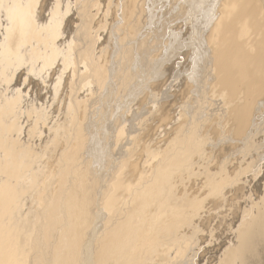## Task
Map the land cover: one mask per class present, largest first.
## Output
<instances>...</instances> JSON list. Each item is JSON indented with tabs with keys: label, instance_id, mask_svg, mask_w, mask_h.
I'll use <instances>...</instances> for the list:
<instances>
[{
	"label": "rangeland",
	"instance_id": "rangeland-1",
	"mask_svg": "<svg viewBox=\"0 0 264 264\" xmlns=\"http://www.w3.org/2000/svg\"><path fill=\"white\" fill-rule=\"evenodd\" d=\"M10 1L11 3L8 5L9 9L14 6V4H12L13 0ZM17 1H19L18 3L21 6L26 4L25 0ZM194 1H192V3ZM206 1V4L211 2V0ZM259 1L260 3L262 2V13L264 14V0ZM56 2L63 10L61 15L62 33L59 37L54 38L50 32V26L52 25L51 20L53 19ZM189 2H191V0H38L35 4L36 6L29 11V14L31 13L29 25L23 32V43L18 53L15 55H7L4 54L6 50L5 38L8 34L7 32L11 30V16L5 15L3 0H0V101L3 99L0 104V140L5 141L9 133L7 129H10V126L11 129H15L14 132L16 133H13V135L16 137L20 136V139L23 141H21L22 144L27 143V140L28 143L26 146L31 147L34 152L37 151L38 153L36 154L39 155V157L36 156V159L33 158L32 160L33 166H35V168L40 167L43 171H40L41 169H35L37 175L42 179L44 178L42 180L37 176L39 185L41 186L42 183H48V181L50 183L55 180V182L49 186V189L51 187L52 190H54V188H56V186L54 187V183L56 185L57 176L61 175L63 172H61L63 166L60 168L63 162V155L61 152H63V150L66 152L68 150L67 147L74 143L72 139H77L75 143H79V134L81 132V130L78 129L79 124L81 125L82 121L85 119L84 116H86L87 126H84L87 127V135L90 140L88 141L89 148H87L88 150L86 149V152H82V157L76 165L77 175L75 178H78L80 175H83L87 179L91 178L90 189L93 188L96 194L91 189V192L94 194L92 193L93 197L91 195L89 198L92 203L91 208H94L92 210L90 208V222L93 223L94 226L92 225V227H94L95 230L97 229V232L100 231V233H102L101 236L98 239L95 238L94 241L102 239L110 240L112 248L118 258L115 264H151V260L154 257L153 254L155 251L151 247L150 239H148L149 234L146 236V240L141 242V247L135 251L130 252L127 250L125 252L122 249V244L127 241L131 229L137 225V222L141 218L149 216V211L151 209L154 207L158 209L168 207L166 198L168 181L172 172L171 167L163 164L156 169L152 178L145 183V186L133 198L128 197V194L130 193L129 196H134L132 191L135 189V186L131 187V190H133L129 192L119 191L120 193L117 194V198L121 200L117 203L119 205L116 209L120 210L114 216L100 218V215H105L101 207L103 208V204L114 193L112 184L114 185L116 183L117 177L123 171L128 170L129 163L127 162L131 160V154L134 152L138 153L141 151L140 148H142V155L145 153L144 150L146 149L144 148L146 147V140L144 141L145 143L141 141L130 145V142L134 138L146 132L150 127H155L152 132L153 134L148 138L151 141L147 143V146L150 147L149 149H151V151L152 148L153 150L155 149V145L156 148L163 146L158 149V152H160L163 150L164 145L171 144L174 137L178 136L175 131H172L168 137L167 135L165 137V133L170 130V126L158 127L154 119L160 114V107L170 103V99L173 100V97L170 98V96H166V87L169 79L166 77V73L164 76L162 75L160 69H162V67H177L183 64L182 57L180 54L178 55V53L169 57V59L166 58L171 52L173 53L170 49H172L176 43L174 42V36H178L177 34L181 33V28L182 32L190 28H192V32L198 31L196 21L191 25L189 24V21L191 22L194 16H185L186 13L183 15V12H181V6L184 5L183 7L187 8ZM112 5L114 7H112ZM1 6L3 8H1ZM136 6L138 9H136ZM107 7L109 9H107ZM133 9L136 10L133 11ZM127 10H130V12ZM217 17L218 13L215 18ZM223 17L225 18V15H223ZM7 18H10L9 21ZM183 18L186 20H183ZM187 21L188 23H186ZM181 22L184 23V26ZM192 26L195 27L193 28ZM194 34L195 38H197V33ZM205 36L207 37L208 35ZM208 40H210L209 48L213 56L212 66L217 58H221L232 66L236 62H240L245 73L254 74L258 78L252 66L253 62L258 59L264 71V20L262 21L261 28L257 32L253 31L249 26L243 24L242 26L239 25V22L231 25L224 24L219 31L210 37V39H206V41ZM194 42L196 43V41ZM57 49L62 51L59 56L56 55L58 52H56ZM192 49L193 47L181 48L183 54H191ZM184 57L186 59V64L189 65L192 62V58L196 60L200 59L197 55ZM97 60L100 61L99 63H101V61L104 62L103 70L107 73L104 78L107 84H105L100 93L95 94V91H97L96 88L94 89L93 87L90 91V87H88L87 84L91 81V64ZM189 65L188 67H190ZM210 70L213 69L210 68ZM174 72H176V70H174ZM158 74L160 76H158ZM188 74L189 73L182 72L179 74V77H182L186 83L192 85ZM8 75L9 77H7ZM216 77L218 85L223 91L228 90L229 87H233L238 89V93H240L243 89L253 86L251 79L242 81L238 79V75H231L221 80H218V75H216ZM161 80L166 81L160 84L159 82ZM188 90L190 91H188V95L185 97L186 99L192 94V90ZM192 95L195 96L194 94ZM83 101H89L86 115L82 114L84 113L83 110L85 106L81 107L77 104L82 102L81 105H85ZM262 102L264 103V101ZM213 105H215L216 113H218L221 99L210 92L208 88L206 94L200 95L198 102L191 112L195 115L197 120L198 116L195 113L201 114V120L206 119V114H210L209 129H200L203 127L198 124L196 128L188 130L185 136L180 138L176 146L173 147L174 153L172 159H177V164L182 165V167L186 165L188 160L191 159V154L194 153L193 157L195 159V164L193 168H190V171L193 172L204 173V168L208 164L205 150L209 149L211 147L210 143H215L217 138L226 130L224 127L211 126L212 113L210 108ZM183 106L184 104L181 105V108H183ZM188 106L189 105H186L185 107L187 108ZM261 110L263 113L261 116H258L262 119L260 129L262 127L263 130L253 139L251 138L249 140L250 143L247 144L248 149L246 151L247 155L241 157L242 166L238 169L241 172V174L238 175L239 178L245 179L249 177V179H251V175L248 174L247 171L249 169L253 170L256 166L264 165L263 160L256 163L259 153L263 151V146L260 147V145L262 144L264 135V105ZM78 111L80 112L78 113ZM204 112L206 114H203ZM169 114H172V112H169ZM4 121L7 122V125ZM49 133L51 137L48 136L50 135ZM196 133H198L200 137L198 142L195 141L193 137V134ZM21 134L23 135L21 136ZM67 139H69V142H66ZM163 140H167L164 145L162 142ZM158 141L160 144L157 143ZM237 142H231L234 146L233 152L235 153L242 149L239 140ZM65 143H67L66 148ZM233 152L230 151V153ZM239 155L241 154H234L232 157L239 158ZM57 158L60 160L59 162L57 161L60 164H57ZM65 160L66 159H64V164L67 163V160ZM156 161H158V159ZM141 167H143L142 160L137 163L136 169H134L131 174H126L124 178L122 177L121 183H124L125 187L127 185H133L135 183L134 180H137L139 176ZM217 170H214V172ZM56 171L58 175L55 174ZM59 171L61 173H58ZM245 172L247 173L245 174ZM212 173H210V177ZM234 174L235 173L230 175V177H234ZM50 176L54 178L52 179ZM41 181L44 182L40 184ZM73 181V188L70 189L61 203V214L65 216L66 220L69 212L66 208L69 207L74 197L73 195L80 192L78 180L74 179ZM203 181L204 179L201 178L199 183L192 180V182L196 184L195 186L192 185V188L201 191L205 185L207 186ZM205 181L207 180L205 179ZM184 184L185 181L183 185ZM253 185L256 187H254V189L251 187L252 190L250 192H247V190L241 194L239 193L238 197L234 198L229 204L226 201L224 204L217 205L214 211L211 210L207 212L208 214H206L204 210L203 212H205V214L201 211V204L192 202L188 210L180 214V224L178 226L170 223L168 219L162 221L160 223V228L163 227V230L172 229L169 233L174 235V239L170 238V243H166L171 245L168 244L170 248L172 245H179L180 250L184 249L185 251V248L188 247L186 253L184 250L181 251V260L183 259L182 261L188 264H193L194 261H198L199 259H202V261L199 260L200 264H219L223 259L226 248L233 247L232 245L235 243L237 227L240 226L243 220L248 219V216H246L247 213L250 210L253 212L255 207H262L264 205V168H262V174L254 178V182H252V186ZM35 188L34 191H30V194L28 193V195H30V200L26 196L25 208H23V210H25L24 213L27 214V219H31L32 221L36 214H41L42 212V208L39 209L40 205L38 201L35 200L37 199V191L40 188L37 189V185ZM49 189L48 186H45V189L43 188L40 191V195H42L43 192L46 193V191L50 194L52 190L50 189V191ZM259 191L261 193H257ZM47 193L46 195H48ZM249 195H251V199ZM260 197L262 199H260ZM31 200H34V202ZM257 201H259L258 206L256 203ZM46 205V203H43L45 208L47 207ZM221 205L225 209L222 210ZM95 212H99V214ZM228 213L231 214L229 215V223L227 222L228 218H226ZM212 215L215 217L213 218ZM30 216H32L33 219ZM38 223L39 221H37V224ZM92 229L90 231L88 230L87 234L91 233ZM120 229L124 230L122 239H118ZM38 230L41 231L40 228ZM39 236L42 240L43 235ZM111 237L116 239L112 240ZM43 239L45 240V238ZM45 241L47 242L46 247L48 250L50 249L53 251L52 248H54L55 239L53 240L54 243L50 240ZM216 244L217 248H214ZM36 246V243L32 242L31 248H33L34 254L36 250L39 249ZM100 246L101 244L96 246L92 264L96 262L95 259H102L105 261L104 255L100 252ZM213 248L215 250H213ZM93 249H95V245H93ZM204 249H207V251ZM222 249H224V251ZM258 249H263V247L258 246ZM208 250L212 253H208ZM218 251L221 252L218 253ZM192 252H194L195 255L191 254ZM200 253L203 254L201 255ZM192 255L193 257L191 258ZM263 255L262 253L258 254L250 258L247 262L249 264H264ZM194 256L197 257H195L196 260ZM173 258L174 257L170 258L168 253L167 259L164 262L166 264H177ZM155 259V262L158 261L156 257ZM185 260H188V262ZM79 261L80 257L78 255V262ZM110 262H108V264H110ZM165 263L159 262V264Z\"/></svg>",
	"mask_w": 264,
	"mask_h": 264
},
{
	"label": "bare ground",
	"instance_id": "bare-ground-1",
	"mask_svg": "<svg viewBox=\"0 0 264 264\" xmlns=\"http://www.w3.org/2000/svg\"><path fill=\"white\" fill-rule=\"evenodd\" d=\"M25 1H26V4L25 5L23 4V6H21L18 3L19 1L13 0L12 4H14V6L13 8L9 9L8 5H10L11 1L3 0L4 8L2 6L1 8L4 9L5 15L11 16L10 17L11 18V26H10L11 30L7 32L8 34L6 35V38H5L6 50L4 51V54H7V55L17 54L20 49L21 44L23 43V32L26 30V28L29 25V19H30V14H31V13L29 14V11L32 10L34 6H36L35 4L38 0H25ZM192 1L194 0H191V2L188 3L189 4L188 6L185 4L187 8L183 7L184 5L181 6V12H183L182 13L183 15L184 13H186L185 16L187 15L192 16V17L194 16L192 20L190 19L191 22L189 21V24L191 25L194 21H196L197 23L196 27L198 28V31L192 32V28H190L189 30L186 29L185 31H183L184 32L183 33L182 28H181L180 32L182 34L179 33L177 34L178 36H174V42L176 43L173 46V48L170 49L171 51H173V53L167 52V53H170V55L167 57L165 56L166 54L164 55L166 58L169 59V57H172L178 53V55L180 54L182 57L181 59L183 60L182 61L183 64L178 65L177 67H172V68L162 67V69H160V72L162 71V75L164 76V74L166 73V77L169 79L167 87H166L167 89L166 96H170V98L173 97V100L170 99L171 100L170 103L162 105L160 107V114L158 115L157 118L155 117L154 119L155 123L158 124V127L160 126L164 127L168 125L170 126L169 128L170 130L165 133V137L166 135L168 137L172 131H175L178 134V136H175L174 139L171 141V144H168V145H164L167 140H163L162 142H163L164 148L160 152H158V149L162 148L163 147L162 145H161L162 147L160 148L158 147L156 148V145H155V149L153 150L152 148V151L151 149H149L150 147L147 146V143L151 141L148 138L149 136L151 137V135L153 134L152 132L154 131L153 129L155 127L154 128L150 127V129H147V131L145 130L146 132L134 138L132 140L133 142L132 141L130 142V145H132L135 142L139 143L141 141L145 143L144 141L146 140L147 143L145 145L146 147L144 148L146 149L144 150L145 153L144 155H142V148H140L141 151H139L138 153L134 152L133 154H131V160L127 162L129 163L128 170L123 171L117 177L116 183L114 185L112 184V189L114 193L103 204V208L101 207L105 215L104 214L100 215V218H104L105 216L106 217L114 216L120 210V209L118 210L116 209V207L119 205L117 203L121 200L117 198L118 197L117 194L120 193L119 191L129 192L133 190V189L131 190V187L135 186V189L132 191V193H134L133 194L134 196H129L130 193L128 194V197L133 198L145 186V183L152 178L156 169H158L163 164L165 166L171 167L172 172H171V175L168 181V186H167L168 192H167V198H166L168 207L164 209H158L157 207H154L153 209H151L149 211V216L143 217L137 222V225L131 229L130 235L127 241H125L122 244V249L125 252L127 250L130 252L135 251L136 249H139L141 247V242L146 240V236L149 234L148 239H150L151 247L155 251L153 254L154 257L151 260V264H159V262L165 263L164 261L167 259L168 253L170 255V258L174 257L173 260L175 259L174 261H176L177 264H188L182 261L183 259L181 260V255H182L181 251H183L184 249L181 248L182 250H180L179 245H175V246L172 245V247L170 248L171 245L169 244L170 243L169 240L170 238L174 239V235L169 233L172 229L163 230V227L160 228V223L162 221H165L166 219H168L170 223L178 226L180 224V219H179L180 214L187 211L189 205L192 202L193 203L198 202L199 204H201L202 205L201 211L202 212L203 210L206 211V214H208L207 212H210L211 210L214 211V208L217 205H220L222 203L224 204V202L226 203V201L229 204L231 201H233L234 198L238 197L239 193L241 194L242 192L247 191V190H248L247 192H250L252 188L254 189V187H256L254 185L252 186V182H254L255 177L262 174V168H264V165H261V166L259 165L256 167L254 166L255 168L253 170L249 169L247 172L248 174L251 175V179H249L248 176H247L248 178H245V179L239 178L238 176L239 174H241V172L238 170L240 169V166H242L241 157L244 155H247L246 151L248 149L247 144L250 143L249 140L251 138L253 139L256 135L259 134L260 131L263 130L262 127L260 129V126L262 125L261 124L262 119L258 116V115L260 116L262 115L263 111L261 110V108L264 105V103L262 102L264 101V71H263L262 64L258 59H256L252 65L255 69V73L258 75V78L254 74L245 73L243 71V68L240 62H236L232 66L230 63L222 60L221 58H217L214 65L212 66L213 56L209 48L210 40L206 41V39H210V37L214 33L219 31L222 28V25L224 24L231 25L236 22H239V25L241 26L243 24L245 26H249L255 32L259 31V29L262 26V21L264 20V14L262 13L263 7L261 6L262 2L260 3L259 0H221V1L211 0L209 4H206L207 2L206 0H197V1H194L193 3ZM112 7L114 6L112 5ZM61 8L56 2L55 11L53 13V19L51 20L52 25L50 26L51 28L50 32L54 38L59 37L62 33L61 15H62L63 10ZM109 8L107 7V9ZM136 9H138V7ZM136 9H133V11ZM127 11L130 12V10H127ZM217 13H218V17L215 18V16H217ZM223 15H225V18L223 17ZM10 18H7L8 21ZM184 19L185 18H183V20ZM186 23H188V21ZM182 25L184 26V23H182ZM192 27L194 28L195 26H192ZM194 33H197V38H195ZM205 35H208V36L206 37ZM194 41H196V43ZM184 47H193L192 53L183 54L181 48H184ZM56 52H57L56 55L59 56L62 51L57 49ZM193 55L199 56L200 59L196 60L192 58L191 64L190 65L186 64V59L184 56L188 57V56H193ZM99 62L100 61L97 60L93 64H91L92 66L91 67V71H92L91 81L87 84V86L90 87V91L93 89V87L94 89L96 88L97 91H95L96 92L95 94L100 93L102 88H104L105 84H107L105 83L106 79L104 78L105 74H107L103 70L104 62L103 61H101V63ZM188 65L190 67H188ZM210 68H212L213 70H210ZM174 70H176V72H174ZM182 72L189 73L188 76L190 77L192 85L186 83V81H184L182 77H179V74ZM216 75H218V80H221L225 77H229L231 75H234V76L238 75V79L242 81L246 79H251L253 86L251 88L243 89V91L240 93H238L239 92L238 89L233 88V87H229L228 90L223 91V89L218 85ZM158 76L160 75L158 74ZM7 77H9V75ZM165 81L166 80H161L159 83L162 84ZM208 88L210 92H212L216 97L221 99V105L218 107V113H216L215 105H213L210 108L211 113H212L211 126L212 127L213 126L214 127L215 126L224 127L226 128V130L224 133L221 134L219 138H217L215 143H210L211 147L209 149L205 150L208 164L204 168V173L193 172V171H190V168H193L195 164V159L193 157L194 153L191 154V157H190L191 159L188 160L186 165L182 167V165L177 164L178 163L177 159H172V156L174 153L173 147L176 146V143L180 138H183L185 136L188 130L196 128L198 124L202 125L203 127L200 129H209L210 114H206L204 112L203 114H206L205 116L206 119L201 120L200 119L201 114L195 113L198 116V120H197L195 118V115H193L191 112L195 104L198 102L200 95L206 94ZM188 89H191L192 94H194L195 96L191 94V96L186 99L185 97L188 95L187 94L188 91H190ZM90 95H93V94H90ZM1 101H0V104H1ZM88 102L87 101L84 102L85 105L84 104L81 105L82 102L77 103L81 107L85 106L83 110L84 113H82L83 115L84 114L86 115ZM183 104L184 106L183 108H181V105ZM186 105H189V106L186 108L185 107ZM71 112H72V109H71ZM79 112L80 111H78V113ZM169 112L170 113L172 112V114H169ZM84 117H85L84 121H82L81 125L79 124V128H78L81 130L79 134V143L77 142L75 143L77 139L75 140L71 138L72 140H74V143L70 144L69 147H67V143H65L66 146L64 145L65 148L66 147L68 148V150L66 152H64L63 150L64 153L61 152L62 155L64 156V158L62 156L63 165L61 163V167H60L62 168L63 166V170H61V172L62 171L63 172L62 173L60 171L58 172V173H61V175L57 176L58 178L56 180L57 182L56 185L54 183V187L56 186V188L52 190V188L50 187L52 191L49 189V186L53 182H55V180L50 183L49 181L48 183H42L44 181H41L40 184L41 183L42 184L41 186L39 185V180L37 178L38 175H37L36 170H39L41 168L40 167L35 168V166H33L32 164L33 158H35L36 156L39 157V155L36 154L38 153L37 151L34 152L31 147L26 146V144L28 143L26 139L25 140L27 143L22 144L23 141L20 139V136L16 137L15 135H13V133H16V132H14L15 129H11V126H10V129H7L9 133L6 136L5 141L0 140V264H92L93 254L98 244H101L100 252H102V254L104 255L105 261L102 259H95L96 262H94L93 264H108V262L110 261L112 262V264H115L117 262L118 258L112 248L110 240L102 239V240L94 241V239L95 238L98 239L102 233H100V231L97 232V229L95 230V228L92 227L93 223L90 222V208H91L92 203L90 202L89 197L92 195L93 192H95L93 191V188H91L93 192H91V189H90L91 178L87 179L83 175H80L78 178H75L77 175L76 165L79 163L82 157V152L83 151L86 152L88 150L87 148H89L88 141L90 140L87 135V130H86L87 127H85L87 126L86 116ZM6 123L7 122H5V124ZM22 135L23 134H21V136ZM48 136L51 137V134ZM193 137L195 141L197 142L200 140L198 133L193 134ZM29 138H30V135H29ZM67 140L66 142H69V139ZM238 140H239V143H241L242 145V149H240L239 152L235 153L233 152L234 146L231 142L233 141L237 142ZM157 143L160 144L159 141ZM262 146H263V151L262 152L260 151L261 153H259L256 159V163L262 160L264 162V135H263L262 144L260 145V147ZM230 151H232L233 153H230ZM234 154L235 155L241 154V155H239V158L237 157L234 158L232 157ZM132 156H133V159H132ZM230 158H233V159H230ZM64 159L67 160L66 164H64ZM157 159L158 161H156ZM141 160H142L143 167H141L139 176L137 175L138 178L136 177L137 180H134L132 178L135 181V183L131 186L127 185L125 187V184L121 183L122 177L124 178L126 174H131L132 171L136 169L137 163H139ZM57 161L59 162L60 160L58 159L56 160V162ZM58 162L57 164H60ZM214 170H217V171L214 172ZM40 171H42V169ZM247 172H245V174ZM210 173H212L211 177H210ZM233 173H235L234 174L235 176L231 178L230 175H232ZM55 174H57V171ZM51 177L52 176H50V178ZM53 178L54 177H52V179ZM200 178L204 179L203 183L204 184L206 183L207 186L205 185V187H203L201 191L194 190L192 188L193 187L192 185L195 186L196 184H194L192 180H194L196 183H199ZM74 179L78 180L80 184V192L78 194L73 195L74 197L71 200L69 207L66 208L69 211L67 214V220H66L65 216L61 214L62 213L61 203L64 197L69 193L70 189L73 188ZM205 179L207 181H205ZM97 180H96V183H97ZM184 181H185V184L183 185ZM36 185H37V189L39 188L40 189L38 191L36 190L37 199L35 200L38 201V204L40 205L39 209L42 208L41 210L42 212L41 214H36L34 219L32 218V216H30L33 219L32 221L31 219H27V214L24 213L25 210H23V208H25L26 196L29 199L30 195H28V193L30 194L31 190L34 191V188L36 187ZM45 186L46 187L48 186V189L51 191V193L49 194V192L47 193V191L44 190L46 191L48 195H46L45 192H43L42 195H40V191L43 188L45 189ZM257 193H261V192L259 191ZM249 196L251 199L252 198L251 195ZM260 199L262 198L260 197ZM31 201L34 202V200H31ZM259 201L256 202L257 206H258ZM43 203L47 204L46 208L45 206H43ZM256 203H255V206H256ZM93 208H91V210ZM255 208H254L255 211L253 210V212L251 210L250 211L248 210L249 212L246 215L248 216V219L243 220L240 226L237 227V231L235 234L236 236L235 243H233L234 245H232L233 247L226 248L225 251L224 249H222L224 251V256H223L222 261L219 264H247L248 263L247 261L250 258L255 257L261 253L264 254V205L262 207L259 206L256 209ZM221 209L223 210L225 208L222 206ZM38 212L40 213V210ZM203 213L205 214V212ZM96 214H99V212ZM229 215L231 214L228 213V215H226V218H228L227 219L228 223L230 221ZM214 217L215 216H213V218ZM237 217H240V216H237ZM37 221H39L38 224H37ZM37 228L38 229L40 228L41 231L38 230ZM90 228L92 229V231L91 233L87 234ZM123 232L124 230L120 229L118 239L123 238V234H124ZM39 235H43L42 237L45 238V240H50L53 243H54L53 240L55 239V245H54V248H52L53 251H51L50 249H49L50 251L48 250V248L46 247L47 242L43 238L41 240ZM115 239L116 238H112V240H115ZM32 242L36 243L37 245L36 247L39 248L38 250H36L35 254H34L33 248H31ZM166 242H169L168 244L170 246ZM93 245H95V249H93ZM214 246H215L214 248H217L216 247L217 244ZM258 246L263 247V249L259 250ZM187 248H185L186 251H187ZM214 248L213 250H215ZM204 250L207 251V249H204ZM220 252L218 251V253ZM208 253H212V252H209L208 250ZM213 253H216V252H213ZM191 254H194V252H192ZM78 255L80 257L81 263L80 261L78 262ZM155 257L157 258L159 262L158 261L155 262L156 260ZM192 257L193 255L191 256V258ZM195 257L196 256H194V259ZM214 257H217V256H214ZM199 260L202 261V259H199ZM199 260L194 261L193 264H200ZM185 261L188 262V260H185Z\"/></svg>",
	"mask_w": 264,
	"mask_h": 264
}]
</instances>
